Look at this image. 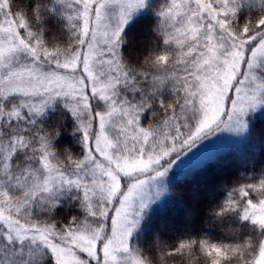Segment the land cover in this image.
<instances>
[{
  "label": "snow or ice",
  "instance_id": "snow-or-ice-1",
  "mask_svg": "<svg viewBox=\"0 0 264 264\" xmlns=\"http://www.w3.org/2000/svg\"><path fill=\"white\" fill-rule=\"evenodd\" d=\"M57 2L74 5L67 20L76 43L67 55L44 47L9 0H0V264H141L120 254L129 252L141 211L160 195L149 185L182 152L219 132H242L238 117L264 103V18L241 22L233 0L161 7L164 44L178 55L173 103L161 101L153 128L141 122L151 103H133L123 91H143L137 80L148 77L130 76L120 58L124 27L145 0ZM57 97L66 98L82 132L74 166L53 164L37 124ZM97 97L106 109L94 107ZM71 188L82 212L58 221L54 210ZM255 190L264 191V179L241 186L219 214L240 208L264 238V198ZM260 238L255 264H264ZM213 252L224 257L219 247L208 256Z\"/></svg>",
  "mask_w": 264,
  "mask_h": 264
},
{
  "label": "trees",
  "instance_id": "trees-1",
  "mask_svg": "<svg viewBox=\"0 0 264 264\" xmlns=\"http://www.w3.org/2000/svg\"><path fill=\"white\" fill-rule=\"evenodd\" d=\"M49 3L52 7L47 11L46 18L42 22L45 28V39L50 40L55 37L63 40L67 37V15L56 0H49ZM25 6L28 12L32 13L36 0H14L13 11ZM252 12L245 7L240 8L238 19L244 17L242 21L247 20L246 16L251 15ZM161 21L162 17L158 15V12H147L135 17L124 32L122 54L136 61L147 54L153 42L157 50L161 47L166 48L163 36L154 31V27ZM135 96L138 99L139 94L136 93ZM150 97L154 98L153 95ZM96 104L98 109L103 107L97 102ZM61 111L63 119L49 118L58 123L53 128L59 126L60 129L54 141V146L58 149L66 145L70 147L71 138L77 133L82 135V132L74 131L79 125L72 112ZM248 121L249 137L244 144L226 149L199 167L184 170L173 178L172 185L168 186L163 196L164 199L155 206L151 229L145 237V246L155 250V244L167 241L173 245V251L179 240L187 237L223 242L233 234L239 237L243 235L234 227L238 220L232 221L230 215L221 217L219 209L225 205L226 195L230 190L240 184L245 177L256 178L264 173V112L251 115ZM44 123V120H40L37 124L39 126L43 124L45 128L48 125ZM41 130L44 129L41 127ZM18 158L23 160V155L20 154ZM77 195V191L73 188L66 191L54 210L58 221L62 222L74 214H80Z\"/></svg>",
  "mask_w": 264,
  "mask_h": 264
},
{
  "label": "clouds",
  "instance_id": "clouds-1",
  "mask_svg": "<svg viewBox=\"0 0 264 264\" xmlns=\"http://www.w3.org/2000/svg\"><path fill=\"white\" fill-rule=\"evenodd\" d=\"M242 3L243 0H233L232 6L236 7L239 11ZM9 4L13 9L14 0H9ZM51 7L52 4L49 3V0H36V6L32 10V13L28 12L26 6L20 8L15 12L21 14L23 18L31 25L32 31L41 40L44 47H47L51 51H56L61 55L70 54L73 46L76 43V38L73 34V31L70 29L69 24V35L65 39L61 40L55 37L50 40L45 39V28L42 26V22L45 20L46 13ZM65 7L74 8V5L65 3ZM74 14L75 11H72L68 15ZM259 18H264V10H261L255 16H250L246 21H255ZM154 31L157 34L162 35L160 31V24L154 27ZM123 42L124 41H122V43ZM154 44L155 42H153V46L150 48L146 55H144L142 58L137 59L139 62H137V60H130L127 56H124L120 52L121 63L130 76L148 77L147 81L150 85V88L143 91L149 94L155 93L158 89H162L165 86H173V84L175 83L173 79L176 69L175 58L178 55L175 47H161L157 50ZM164 56L168 57L167 64L161 59V57ZM143 83V80H137L136 86L139 88ZM172 103L173 100L168 102L169 106H171ZM52 104H50L49 106H51ZM154 116L157 118L156 121H154L153 119ZM159 118H161L159 116V112L152 113V118L150 119L147 126L155 128L157 126ZM74 131H79V128L75 129ZM43 135L48 137L51 142L47 150L52 156L53 164H57L63 167L65 161H68L70 162V165L74 166L75 161L80 158L79 153L74 152L72 148L67 145L62 149H58L54 146V141L59 135V126L53 129H44ZM79 143L82 144L81 138L79 140ZM259 181L253 183L259 184ZM65 194L66 193L62 194V196ZM255 194L259 198H264V191L255 190ZM77 206L80 208L79 205ZM224 208L225 205L223 206V208L219 209V213H221V210ZM226 215H229V212L220 214L221 217ZM260 239L261 242H264V238ZM180 243L191 245L185 247L180 251V264H214V261L218 259L221 261V264H255V261L259 257V247L257 246L256 240L252 239H247L242 242H220L213 241L207 238L187 237L179 240L174 248H177ZM214 247L223 249L224 257H218L215 252H213L211 256H208L207 250ZM154 248V254H150L145 249L136 245H130L129 243V252L127 253V257L130 260L140 261L141 264H173V262L169 259V253L173 248L172 244L167 241H160L158 244L154 245Z\"/></svg>",
  "mask_w": 264,
  "mask_h": 264
},
{
  "label": "rangeland",
  "instance_id": "rangeland-1",
  "mask_svg": "<svg viewBox=\"0 0 264 264\" xmlns=\"http://www.w3.org/2000/svg\"><path fill=\"white\" fill-rule=\"evenodd\" d=\"M57 1V0H56ZM164 1V2H162ZM170 2V0H145V6L138 8L134 12L131 13L130 19L128 20V23L124 27V31L122 34V40L124 41V32L127 29V27L130 25V23L134 20L135 17L141 14H145L147 12H158L161 7H163L166 3ZM61 4V9H64V12L66 15L74 11V8H66L64 3ZM59 5V3H58ZM245 7L248 10L253 11L251 13L252 16L257 15L261 10H264V6L260 4V0H243L241 8ZM115 9H113L114 11ZM240 11V10H239ZM248 13V11L246 12ZM251 15L246 16L249 18ZM244 18V17H242ZM242 18L240 17V21H242ZM67 26H68V20H67ZM69 35V28L67 27V36ZM124 43V42H123ZM121 44V48L122 45ZM171 47L170 45H167L166 48ZM120 48V52H121ZM122 53V52H121ZM260 71V70H258ZM260 75L264 77V71H260ZM141 88L143 90H147L150 88V85L148 81H144V83L141 85ZM125 94L128 96L130 101L133 103H151V107L147 108L142 114H141V122L142 124L146 125L149 123L150 119L152 118V113L160 110V103L161 101L164 103H168L171 100L174 99V92L172 91V88L170 86H166L164 89H161L156 94H149L145 91H137L135 93L123 90ZM139 94L138 99H136L137 96L135 94ZM151 95L154 96L156 99H151ZM66 98L63 97H57L54 103L51 106L46 107L45 112L41 114L37 118V123L40 122V120H44L45 128L42 126L43 129H53L55 125H57L56 120H50L49 118H62V111H70L65 106ZM96 102L103 107L101 109H106L107 105L104 101L100 100L98 97L93 100V105L95 108H97ZM264 112V103H261L256 109L249 110L244 116L238 117V119H242L245 124L246 128L242 132H231V131H222L217 133L216 135L207 138L204 140L201 144L197 145L193 149L189 150L188 152L184 153L182 152L180 154L179 159L176 160L173 167L167 172V174L160 178L155 184L149 185L148 191L150 193L155 192L157 189L160 190L159 196H152V198L148 201L147 206L141 211L139 222L134 228L132 235L130 237L129 243L130 245H136L138 247H141L148 251L150 254H154L155 250L149 249L144 243L145 237L148 235L151 229V220L152 215L155 213V206L159 205L160 201L164 199L163 196H165L166 190L168 186L172 185L173 178L177 175H180L182 171L189 170L193 167H199L202 163L205 161L217 157L222 151L229 149V148H236L244 144L249 137V124L248 120L251 115H258L260 113ZM63 119V118H62ZM43 123V122H42ZM60 130V129H59ZM43 131V130H42ZM81 134L77 133L74 135L71 140V148L74 152H80L82 151V144L79 143V140L81 138ZM175 155V154H174ZM261 178H264V173L259 174L256 178L253 177H245V179L238 184L235 188H232L230 192L226 195V203L234 198V193L237 192V190L247 184V183H253L259 181ZM75 189V188H73ZM78 193V190L75 189ZM64 195L60 197L59 202L61 199H63ZM254 198V197H253ZM225 203V205H226ZM151 206V207H150ZM82 212V210H81ZM80 212V213H81ZM77 215V214H74ZM229 215L232 217V221L238 220L235 223V226L239 232L243 235L240 237L236 234H233L231 237H227L223 242H235V241H244L247 239L252 240H258L260 238V230L257 228V226L253 225L251 220H245L243 218L242 211L240 208H237L235 211H230ZM133 219H136L135 214H133ZM154 251V252H153ZM122 257L126 256V253L120 254ZM169 259L173 262V264H180V257L179 255H174L169 257Z\"/></svg>",
  "mask_w": 264,
  "mask_h": 264
}]
</instances>
